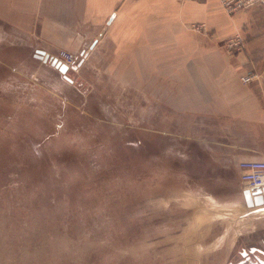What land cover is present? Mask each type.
I'll return each mask as SVG.
<instances>
[{
	"label": "rangeland",
	"instance_id": "obj_1",
	"mask_svg": "<svg viewBox=\"0 0 264 264\" xmlns=\"http://www.w3.org/2000/svg\"><path fill=\"white\" fill-rule=\"evenodd\" d=\"M188 31L196 47L214 40L203 23ZM246 41L238 30L217 50ZM81 47L54 52L68 82L32 48L0 44V264L264 262V206L242 195L264 183V127L187 115L183 72L163 75L165 61L147 77L113 46ZM244 71L264 102V61Z\"/></svg>",
	"mask_w": 264,
	"mask_h": 264
},
{
	"label": "crops",
	"instance_id": "obj_2",
	"mask_svg": "<svg viewBox=\"0 0 264 264\" xmlns=\"http://www.w3.org/2000/svg\"><path fill=\"white\" fill-rule=\"evenodd\" d=\"M235 15L240 16H228L217 0H0V44L32 48L34 58L42 50L59 60L58 49L82 46L81 54L88 55L113 46L114 60L145 61L147 77L155 74V61H165L163 75L167 68L169 75L183 72L186 84L178 103L184 113L237 116L264 127V102L240 81L253 55L264 61V7ZM195 23L213 30L208 48L196 47L188 31ZM238 30L247 40L245 52H219L217 40ZM171 44L183 51L171 53Z\"/></svg>",
	"mask_w": 264,
	"mask_h": 264
},
{
	"label": "water",
	"instance_id": "obj_3",
	"mask_svg": "<svg viewBox=\"0 0 264 264\" xmlns=\"http://www.w3.org/2000/svg\"><path fill=\"white\" fill-rule=\"evenodd\" d=\"M35 57L46 62L48 59L53 67L58 69L62 73V77L68 82H72V80L65 74L67 71V66L60 62L57 58L49 57L42 50H37L35 53ZM242 195L245 201V205L247 208L258 207L264 205V187L263 188H254V189H244L242 191ZM261 262V261H260ZM264 264V262H261Z\"/></svg>",
	"mask_w": 264,
	"mask_h": 264
},
{
	"label": "built area",
	"instance_id": "obj_4",
	"mask_svg": "<svg viewBox=\"0 0 264 264\" xmlns=\"http://www.w3.org/2000/svg\"><path fill=\"white\" fill-rule=\"evenodd\" d=\"M219 6L227 13V14H235L237 12L245 11L254 7H264V0H217ZM241 45L240 40H236L230 42L229 47H238ZM253 78V74L251 71L246 72L243 76H241L240 80L242 83L247 84ZM252 188H262L261 186L264 183L260 184H252ZM261 185V186H260Z\"/></svg>",
	"mask_w": 264,
	"mask_h": 264
},
{
	"label": "bare ground",
	"instance_id": "obj_5",
	"mask_svg": "<svg viewBox=\"0 0 264 264\" xmlns=\"http://www.w3.org/2000/svg\"><path fill=\"white\" fill-rule=\"evenodd\" d=\"M50 56L48 55V58H49ZM47 61H50L49 59L47 60ZM46 61V62H47ZM68 71V70H67ZM264 181V178H263V176H256V178H255V182L256 183H260V182H263Z\"/></svg>",
	"mask_w": 264,
	"mask_h": 264
}]
</instances>
